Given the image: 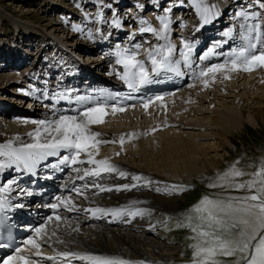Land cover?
I'll use <instances>...</instances> for the list:
<instances>
[{
	"label": "bare ground",
	"instance_id": "bare-ground-1",
	"mask_svg": "<svg viewBox=\"0 0 264 264\" xmlns=\"http://www.w3.org/2000/svg\"><path fill=\"white\" fill-rule=\"evenodd\" d=\"M247 2L248 1H246L245 4H247ZM236 4L237 6L235 8L237 9L240 6H238L240 3L237 2V0H234V2L227 0L226 3L220 2L214 7H211L213 9V15L210 18L209 23L205 24L202 20H197L194 23L197 24L193 28L196 30L194 35L195 39L194 42L192 40L190 43L193 51L189 54L188 61V63L191 64V68L186 66L181 57L180 51H183V43L185 41H181L180 50H175L173 53V57H175L174 54H177V52L179 54L180 52L179 59L183 63V69H180V72H182L183 75H177L176 77L181 78L186 74L185 81L176 87L159 92L156 95H142V92L139 90L133 91L129 89L127 84L119 79L117 73L122 74L124 69L120 64L119 65L122 69H118L113 63L114 59L111 58L110 54L108 55L110 51L101 46V41L104 42V40H107V38H104L105 36H103L102 39L98 40V38H96L93 42L88 43V39L77 38L76 36L79 34L77 35V33L74 34L75 32H73L72 36H69L68 34L70 33L68 32L67 38H65L67 40H65V23H54L60 24L61 28H63V34H60V32H51L50 30L46 33L38 28L37 25L31 26L32 29L29 33L31 35L33 34V36H25L27 38L31 39L36 35L44 36L45 38L48 34H50L54 35L56 40L61 42L63 45L65 44L68 47L73 45L74 49L76 48L75 50H83L84 55H81L82 61L84 60L89 63L88 65L93 66V69L103 71L102 77H96L95 79L98 80L100 84L104 85V88H98L94 94H91V84H95L91 81V84L87 86V93L76 95L73 99H71V97L67 99L63 97L61 99L56 96L60 92L59 80L54 81L57 85L56 87H58L56 88L55 93L50 92L51 88H48L51 80H47V83H43L42 81H38L36 83V81L32 80V82L28 84V87L26 86L22 88L21 86H18L19 79L25 73V76L29 77L31 72H28L27 70L21 72L20 67H23V65L20 67L0 65V84L10 83V85L13 86V89L21 91V98L30 99L28 101L29 105L33 107V109L26 114H20L21 112L16 109H13L12 111V108L11 110L8 108L5 111L2 110L0 112L3 114L2 116H8L9 119H18V124H21L22 127L21 131L6 129L5 125L7 120L0 116V144L12 141L13 147H19L21 143L32 142L28 134L33 132L36 125L31 123L25 124L22 122L23 120H51L53 118H58L59 115H75L77 114V111H82L84 107H91L96 103H102L100 93H104V98L107 96L108 100L112 101L115 99L117 94L121 92V89H124L125 87L131 90V93L136 97V101H134L133 104L124 106L123 108L125 110L122 112L118 111L113 114L111 112V105H108V108L102 117L104 122L91 126L93 131L102 134L99 137L100 140L117 141L116 143L100 144L98 146L99 155L96 158H110V162L112 164L117 166L120 170L128 173L126 177H120L117 173H102L99 178L87 177L85 180H79L76 178L77 174L71 171V167L92 166L75 165L66 167L63 171L53 169L52 167H44V164L51 165L56 163L58 159L56 157H49L47 161L37 165L34 174L28 173L22 169L16 170L15 166L12 168H5L3 171H0V186H3L8 181H15V183L11 186L12 191L4 195H8L10 197V203L12 205H23L22 207H10L11 212L18 211L19 209L40 212L39 210L45 209L48 205L57 203L56 197L64 198L70 196L74 202L75 210L73 211H68L63 205H61L60 207L64 208L62 212L59 211L57 213H50L53 217H55V215H60L63 219L60 221H55V219H53V221H47V236L43 240L39 241L41 244L47 243L48 245L57 246V248L50 246L54 248L53 252L55 254L51 255L42 253L41 257H33H36L37 260L44 262V264H64V261L59 258L56 261H48L45 257L56 256L57 253L63 251H71L79 254H93L120 258L129 261L142 260L145 261L146 264H152L156 263L155 259L157 257L169 258L180 256L181 252L178 251V248L176 247H166L165 244L158 240L152 241L146 237V235H140L142 233L134 234L131 233L132 231H127L139 229L148 233L151 225L147 222L146 215L135 217L123 215L120 217H113L111 214L103 215L97 213L93 216L91 212H86L84 209L96 207L105 209L129 207L133 210H150L152 208L169 209L174 206H179L180 199L183 196H176L175 193L166 194L167 189L165 186L170 187L172 185H181V183L185 180L194 181L200 176L217 172L216 170H219L223 164V154H221L220 151L226 149L227 144L233 143L230 136L234 133L242 131L247 124L259 126L264 124V101L262 100V97H260L259 92L254 91L252 92L254 95L251 96V94H248V97L244 96L248 92L246 89L247 87L252 86V89H257L254 84L257 81H264V68H258L249 72H245L243 70L216 72L214 74H209L207 77L196 79L201 69L207 68L213 64L224 63L225 60L231 58L234 51H238L240 49L243 43L241 39L243 33H240L238 36L235 34V31L231 29V27L226 26L225 28L221 27L219 29V34L224 36L223 41L222 39L214 40L215 37H211L209 39L212 48L209 51H203L201 57H204V59H201V57L195 58L194 54L195 49L199 47L204 39V37L200 35V29L203 28V30L208 31L210 28L208 26H212L211 22H218L220 19H223V11L228 10L229 5ZM182 7L185 8L183 9V12L186 11L187 13H185L187 16L191 14L193 8L192 5H182ZM131 14L128 19H130ZM232 14L233 13H231V15ZM221 15L222 17H220ZM170 16V21L173 23L176 21L181 22L182 20L181 17L179 18V14L173 13ZM152 18V21L148 20V22L153 26L158 25V27L161 28L162 25L157 17ZM238 19L234 20V17H232V23H235ZM130 20V22H132L134 19L132 18ZM100 22L101 18L97 20V23ZM247 22H249V20ZM217 24H221V22ZM240 25H242L241 22ZM120 27L121 28L113 27V32H111L110 35H113V37H120L123 36V33L128 31L126 30L128 29L127 26L121 25ZM2 28L3 27L1 26L0 31H3ZM174 29L173 32L180 31V29ZM114 30H116L115 33ZM16 32V37H19L21 29ZM226 33H230V35H225ZM137 34L138 32H136V37L134 33L128 34V42L134 37L135 39L138 38L139 36ZM140 36L144 35L141 34ZM17 40L18 38L16 41ZM119 40H121V37ZM237 41L239 43L236 46L234 44H237ZM117 42L118 40L116 41V39H114L113 45L117 46ZM144 42L146 44L147 41ZM164 43L165 41L160 39L159 43L156 44L155 47ZM230 44L232 45V48L226 49L225 53H221V50H224V47L226 46L229 47ZM129 45L132 44L130 43ZM61 47L62 46H60V49L63 51V48ZM84 47H86V49ZM98 47L104 52L101 53L99 51V54H96L94 49ZM126 49L133 52L131 46H128ZM24 52H26V49ZM141 54L143 53L137 55V59L145 62L143 58L144 56L146 57V55H144L145 53L143 54L144 56ZM7 55L8 54L5 50L0 49V56L2 59H9L11 58L10 56H12L9 54L8 58L6 57ZM94 55H97L96 59H98L96 60L93 58L90 60V57ZM194 58L196 60H194ZM21 59H23V56ZM21 63L23 62L21 61ZM145 67L150 69V60L147 63L145 62ZM89 73H91V71H89ZM225 75H227V79L225 78ZM60 76L65 78V74L63 73ZM255 78L257 79L256 81ZM55 79H57V77ZM204 80H207L210 84L208 85L207 83V85H205L203 82ZM241 81L242 83H240ZM154 82H158L157 84L160 83V81ZM66 85L68 84L65 83L64 86ZM214 85H216V89L221 92V96L218 95L217 90H211V87ZM217 85H220L221 87H218ZM238 85H241V87L239 88ZM71 86H74V84ZM144 86L145 85L141 87ZM261 87L264 88V82ZM157 96L162 97L163 99L156 100L155 98ZM81 97L84 99H79ZM228 97H235L237 99H234L233 102L238 105V108H233L231 106V104L234 103L231 100H227ZM249 98L250 103L247 104L249 102ZM150 100L153 101V103H150L148 108L145 109L142 106L143 103ZM35 102H37V105H41V107L37 108L36 106H33L35 105ZM255 104H257V106H255ZM215 105L220 107H215ZM10 112L14 113V115L11 114L12 117L10 116ZM17 113H19V115H16ZM184 114L187 116L186 119L189 120L184 119L185 117H180ZM193 116L194 119H196L194 121L192 119ZM115 117L117 119H115ZM144 117L152 119V122H148V126L144 125ZM19 119L22 123H19ZM111 120L119 121L120 124H123V127H118V129L116 126L113 127V124L116 122L110 123ZM128 121L129 125L125 124V122ZM7 123L11 125H18L14 121H7ZM121 136L125 137V141L122 146L119 143V138ZM15 137H19L20 139L16 140ZM117 152H119L120 155H115ZM61 154L65 155L67 153L62 150ZM6 159V157H0V160ZM13 173L17 176H23L22 179H17V176L13 175ZM133 175L146 177L153 183L145 185L143 181H134L131 179ZM49 178H54L55 180H49ZM36 181L38 185H35ZM93 181L99 183L105 188H113V191L101 192L97 188H83V185H91ZM125 184H136L137 187L132 188L130 191L115 190L116 186H122ZM73 186L81 188L84 194L77 195L75 192L70 191ZM156 188H160L161 191L157 192ZM20 189L25 190V193L17 195V192ZM54 189H57V193L55 195H51V191ZM88 190H90V192ZM28 192L32 194L27 195L26 193ZM109 196H112L113 200H110ZM45 197H47V199L42 202ZM32 198L36 199L37 203H40L39 207L36 208L33 204H31ZM134 201H139L140 203L133 204L132 202ZM77 211L84 213V215L75 216V212ZM62 214H64V216H62ZM65 215H70V217L73 216L74 219H69ZM85 222H92L94 224L98 223L99 225L95 226L94 224H91V228L86 230L90 232V234L82 235L84 232L82 223ZM111 225H115L119 228V235L113 234L112 229L102 227ZM75 229H78V231ZM53 232H55V235H53ZM59 245L63 246L60 248ZM79 246L83 247V249ZM76 261L77 259H73L70 261V264H91L90 261L80 260L79 263Z\"/></svg>",
	"mask_w": 264,
	"mask_h": 264
},
{
	"label": "snow or ice",
	"instance_id": "snow-or-ice-1",
	"mask_svg": "<svg viewBox=\"0 0 264 264\" xmlns=\"http://www.w3.org/2000/svg\"><path fill=\"white\" fill-rule=\"evenodd\" d=\"M193 6L197 9L203 23L210 22L213 15V9L207 6L204 0H192ZM256 4L261 11L250 12L247 9L241 10L236 15L242 17L245 21L251 20L254 23L250 25H241L243 31L242 45L238 51H234L230 59L224 63L213 64L207 68L201 69L196 79L207 77L216 72H231L243 70L245 72L253 71L258 68H264V32L261 25L264 24V0H256ZM170 11V10H168ZM102 11L97 13V19L102 17ZM162 27L160 29L151 27H141L140 32H150L165 43L148 51L147 57L151 62V68L145 67L143 60L137 59L136 52H130L128 49L117 51V64L123 66V73H117L120 80L127 84L128 88L138 91L141 86L154 82L152 76L160 75L161 72L175 73L183 75L179 70L180 60L173 59L175 46L168 40L166 33L169 31L170 19L167 15L157 17ZM259 21V22H256ZM107 22V21H105ZM112 25L119 28L121 21L113 19ZM141 24H148L141 20ZM74 31H82L78 25H73ZM91 35V33H89ZM225 35H230L226 33ZM137 49L139 45L135 46ZM185 51L181 52V57L186 66L191 68L189 54L193 51L192 45L183 43ZM204 59V57H201ZM227 79V75H225ZM207 85L208 81H203ZM27 94V93H26ZM83 100L84 98H79ZM156 100H162L157 96ZM119 103V102H117ZM153 101L143 103L145 109ZM108 105L105 103H96L91 107H84L82 111H77L75 115H59L58 118L28 120L22 122L36 125L33 132L28 136L30 143H21L19 147H13L12 141L0 144V157H6V160H0V171L5 168L15 166L16 170H24L28 173L35 172L37 165L47 161L49 157L58 158L54 164H44V167H52L61 171L66 167L75 165H91L92 167H71V171L76 173V178L85 180L87 177L99 178L102 173H117L120 177H126L128 173L120 170L110 162V158L97 159L99 155V145L102 143H116L117 141H102L99 132L92 130V125L103 123V115ZM123 107L111 106V112L124 111ZM134 135V134H129ZM19 140V137H15ZM125 137L119 138L121 146ZM64 150L67 154L62 155ZM115 155H120L119 152ZM83 156V158H82ZM239 161H234L222 173H218L214 178L209 179L206 185L209 189L220 188L225 193L244 192L243 195H204L199 202L194 205L182 219L176 221L175 227L188 229L192 235L189 240L192 241L188 246L192 250L189 264H264V158H261L258 164L249 165L256 170L246 172L237 165ZM248 177L246 180L238 178ZM134 181H143L145 185L153 182L146 177L133 175ZM15 181H8L0 186V209L6 207H22L23 205L10 203V197L4 195L12 191V184ZM97 188L99 191H113V188H105L99 183L93 181L91 185L85 184L83 188ZM137 187L136 184L116 186V191H130ZM166 194L182 192L184 185L165 186ZM70 191L77 195H83L81 188L73 186ZM160 192V188H156ZM25 190L20 189L17 195L24 194ZM27 195L32 193L28 192ZM57 203L48 205L51 209H58L63 205L68 211L75 210L72 198L56 197ZM140 203L139 201L132 202ZM91 212L93 216L97 213L103 215L111 214L113 217L144 216L151 215L150 210L131 209L129 207L105 209L89 208L84 209ZM60 221L63 219L60 215L49 216L47 221ZM47 221L32 229L35 236H29L24 242L25 247H16L12 255L6 258H0V264H39L38 260L31 257H41V243L47 236ZM167 228V224L165 223ZM78 231V229H75ZM55 235V232H53ZM62 242V241H60ZM3 246V245H0ZM27 249V251L25 250ZM64 261V264H70L73 259L90 261L91 264H146L145 261H129L120 258L105 257L93 254H79L71 251H63L56 256H47L48 261L57 259Z\"/></svg>",
	"mask_w": 264,
	"mask_h": 264
},
{
	"label": "rangeland",
	"instance_id": "rangeland-1",
	"mask_svg": "<svg viewBox=\"0 0 264 264\" xmlns=\"http://www.w3.org/2000/svg\"><path fill=\"white\" fill-rule=\"evenodd\" d=\"M248 1L249 2L247 4H241L238 7L239 12L244 9H247L250 12L261 11V9H259V7L256 4V0H248ZM204 2L207 6L214 7L220 2L226 3L227 0H204ZM189 4L193 6L192 0H117V1L116 0H0V28L1 26L3 27L2 28L3 31H0V45H3L5 48H10L11 46H13L11 48H13V50H17L16 52L21 51V50L24 52L26 49V52L22 53V55L20 54L21 56L20 58H22V56L23 58L25 57L26 66H23V67L19 66L20 70L21 72L24 70H27L28 72H31V73H34L35 72L34 70H36V75H37L38 73H40V69L43 70L41 65L43 62L48 60V56L50 53L57 52L53 56L52 60L55 59L56 64H58L61 56L65 52H68V51L64 50L62 52V50L60 49V46H62L63 44L57 41L54 35L48 34V36H46L45 38L44 36L36 35L31 39L25 37V36H30V37L33 36V34L31 35L29 33L30 30L32 29L31 26L37 25L38 28L45 31L46 33L48 32V30H50L51 32H56V33L60 32V34H63L62 32L63 28H61L60 24L65 23L66 31L64 33V39L67 38L68 32L70 33L68 34L69 36H72L73 32H75L74 34L76 33L77 35L79 34L78 36H76L77 38L90 40L91 36L89 35V33L95 36L94 34L95 31H96V34H99V35L103 34L102 37L106 36V38L109 39L111 38L110 33L113 32V27H115L112 25L111 21L113 19H119L121 21V25L128 27L127 29L128 31L123 33V36H121L123 37L121 38V41H118L119 44L123 46L124 48L125 47L127 48L129 46L127 44L131 43L130 41H129L130 43H128V34L134 33L136 37V32H138L137 35L139 37L136 39L134 37L132 39L133 41L131 40L133 42L131 44L134 45V48L132 45H131V48H133L134 51H138L143 54L145 53L144 55H146V57L144 59L148 60V57H147L148 51L152 50L156 46V44L159 43L160 39L156 38L157 36L154 35L153 33H150V32L142 33L139 31V29L141 27H148L149 25L151 27L160 29L158 25L157 26L151 25L148 22V20L152 21L153 19L152 17L156 18V17L165 16V15H167L170 19L171 18L170 15H172L173 13H176V14H179V18L181 17L182 20L181 22L176 21L174 23L170 21L169 31L166 33L168 40L173 45L175 44L174 45L175 48L181 44V41H185L190 44L192 40L195 38L194 35H195L196 30L193 28L197 24H194V23L197 20L201 21L202 18L194 6L192 8L191 14L188 16L186 14L187 13L186 11L183 12V9L185 8L177 6V5L188 6ZM100 11H102L103 15L101 17V22L97 23V20H98L97 13ZM131 12L133 13L131 14ZM227 13L229 14L228 16L231 15L229 11ZM237 13L238 12L236 11L235 15ZM130 14H131L130 19L134 17L133 19L137 21L136 23L134 20L130 22L131 20L128 19ZM141 20L147 21L148 24H141L140 23ZM58 22H61V23L54 24ZM249 22L250 24H252V22L254 21L249 20ZM235 24L240 25V21L239 20L235 21ZM73 25H78L82 29V31H79V32L74 31ZM233 25L234 24L232 23L231 26ZM261 27H262L261 30L262 29L264 30V24H262ZM174 28L180 29V31H178L177 33L173 32ZM20 29H21L22 35L20 34L19 37H16V33H17L16 31H19ZM191 29H193V33L191 32ZM115 32L116 30H114V33ZM141 34L144 36H140ZM17 38L18 40L16 41ZM144 41H147L146 44ZM135 45H139V48L137 49ZM113 46L114 45L109 46V47H113ZM177 48H176V51H179L177 50ZM118 50L121 51L124 49H119L118 47ZM69 55H71L70 52H69ZM174 55L176 57L178 54L175 53ZM179 56H180V52H179L178 58ZM7 57L9 58V56ZM96 57L97 55L91 56L90 60H92L93 58L96 59ZM25 75L26 73L23 74V76L19 79L18 86H21L22 88L26 86L28 87L29 86L28 84L32 82V78L30 77V81H29V78ZM38 79L44 80V78H39V77ZM257 79L255 78V81ZM33 81H35V78H33ZM37 82L38 81H36V83ZM257 82L254 84L257 89L255 88L252 89L251 88L252 86L247 87L246 89L248 92L244 96L248 97L247 96L248 94H251L252 96L254 95V93L252 92L257 91L259 92L260 97H262V100L264 101V92H261V91H264V88L261 87L264 81L259 82V83ZM240 83H242V81ZM209 84L210 83L208 82V85ZM217 86L219 87L220 85H217ZM238 86L239 88L241 87V85H238ZM211 88H212L211 90H215V91L217 90L216 85L212 86ZM217 93L218 95L221 94L219 90H217ZM21 94H22L21 91L13 89V86L10 85V83L0 84V107L9 106L10 109L12 108V111L13 109L19 110L21 112L20 114L29 113L30 110L33 109V107L30 106L28 102L30 99L21 98L22 97ZM234 99L236 98L235 97L227 98V100H231L232 102L234 101ZM248 101H249L248 103L246 102L247 104L250 103V98ZM33 106H36L37 108L41 107V105H37V103H35V105ZM231 106L233 108H238L237 107L238 105L235 103L231 104ZM255 106H257V104H255ZM215 107H220V106L215 105ZM16 115H19V113H17ZM0 116L2 115L0 114ZM10 116L12 117L11 114ZM200 116H197V117H200ZM2 117L8 122L14 121L16 122V124H18V121H17L18 119L12 120V119H9L8 116H2ZM180 117L181 118L185 117L184 119L187 118L185 114L181 115ZM115 119L117 118L115 117ZM192 119L193 121L196 120L194 119V116L192 117ZM186 120H189V119H186ZM7 121L5 125L6 129H12L16 131L22 130L21 124L11 125L7 123ZM113 122H116L113 124V127L116 126L117 129L118 127H121V126L123 127V124H120L119 121L111 120L110 123H113ZM148 122H152V119L144 117L145 126H148ZM19 123H22L20 119H19ZM125 124L129 125V121L125 122ZM230 138L231 140H233V143L227 144V148L220 151V153L223 154L222 156L223 164L219 168V170H216L217 172H214L213 174H207V175L200 176L199 178H196L194 181L185 180L183 181V183H181V185L185 186L186 190L175 193L176 196H179V197L183 196L180 199L179 206H174L173 208H169V209H163V208L150 209L151 215L150 216L146 215L147 222L149 223V225H151L149 228L150 233L144 232L139 229L127 230V231H132L131 233H134V234L142 233L140 235L144 234L146 235V237H148L152 241L158 240L161 243L165 244L166 247H170V246L176 247L178 248V251L181 252L179 257H176V256L169 257V258L157 257L155 259L156 263H152V264H189L192 250L189 248L188 245L192 242L189 240V236L192 234L190 233V230L188 229L176 228L175 224H176V221L179 219H182L184 214H186L194 205H196L204 195H209L211 197L214 195H223V194H232V195L245 194L242 191L241 192L232 191L230 193H225L220 188L209 189L206 185L209 183L210 178H214L218 173H222L229 166H231L234 161H239V164L237 166L246 172H253L256 170L254 167H249V165L258 164L260 159L264 158V124L262 126L247 124L242 131L232 134ZM238 179L246 180L248 179V177L245 176V177L238 178ZM88 191L90 192V190ZM112 198H113L112 196H109L110 200H113ZM83 215L84 213L75 212V216H83ZM85 217H88V216H85ZM67 218L74 219V217L73 216L70 217V215L69 217L67 216ZM165 223L167 224V228L165 227ZM91 224L93 225L94 223L92 222L82 223L83 231L85 232V233L83 232L82 235L90 234V232L86 230L91 228ZM94 225L97 226L99 224L97 223ZM114 226L115 225L105 226V227L102 226V227L112 229L113 234L119 235L120 234L118 230L119 228L116 226L114 227ZM59 246L61 247L63 245H59ZM41 248L45 250V249H49L50 246L47 245V243H42ZM80 248L83 249V247H80ZM53 249L54 248L51 247L50 251H53ZM46 254H49V253H46ZM39 264H42V263L39 262Z\"/></svg>",
	"mask_w": 264,
	"mask_h": 264
}]
</instances>
